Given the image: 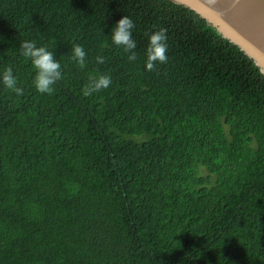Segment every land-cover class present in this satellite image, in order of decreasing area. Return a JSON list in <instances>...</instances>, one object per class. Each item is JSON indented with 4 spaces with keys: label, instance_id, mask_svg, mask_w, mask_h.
Wrapping results in <instances>:
<instances>
[{
    "label": "trees",
    "instance_id": "obj_1",
    "mask_svg": "<svg viewBox=\"0 0 264 264\" xmlns=\"http://www.w3.org/2000/svg\"><path fill=\"white\" fill-rule=\"evenodd\" d=\"M124 15L132 62L111 38ZM160 28L168 61L147 71ZM25 40L60 62L53 93ZM0 264H264L260 66L174 0H0Z\"/></svg>",
    "mask_w": 264,
    "mask_h": 264
},
{
    "label": "clouds",
    "instance_id": "obj_2",
    "mask_svg": "<svg viewBox=\"0 0 264 264\" xmlns=\"http://www.w3.org/2000/svg\"><path fill=\"white\" fill-rule=\"evenodd\" d=\"M135 28V22L129 16L124 15L120 18L112 29V42L121 47L128 53L130 62L137 59L134 51L137 47L133 39L132 30ZM167 29L160 28L148 35V46L146 48L147 71L156 70L157 64H166L168 61ZM21 55L31 62L35 71L34 87L40 93L51 94L54 92V85L63 79L60 62L54 57L53 51H49L46 46H37L35 41H22L20 43ZM72 61L80 69L87 66V54L80 44H73ZM97 64H104L105 58L98 55ZM2 82L6 88L13 90L17 95L23 94V89L18 86L17 77L13 74V69L8 67L2 74ZM112 84L109 74H100L97 77H90V82L82 88V95L90 97L94 93L107 89Z\"/></svg>",
    "mask_w": 264,
    "mask_h": 264
},
{
    "label": "water",
    "instance_id": "obj_3",
    "mask_svg": "<svg viewBox=\"0 0 264 264\" xmlns=\"http://www.w3.org/2000/svg\"><path fill=\"white\" fill-rule=\"evenodd\" d=\"M239 45L264 73V0H174Z\"/></svg>",
    "mask_w": 264,
    "mask_h": 264
}]
</instances>
